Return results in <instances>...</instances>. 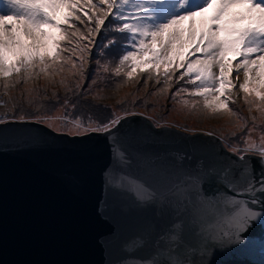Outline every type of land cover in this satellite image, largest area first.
<instances>
[{"label": "water", "instance_id": "water-1", "mask_svg": "<svg viewBox=\"0 0 264 264\" xmlns=\"http://www.w3.org/2000/svg\"><path fill=\"white\" fill-rule=\"evenodd\" d=\"M114 144L128 166L114 160ZM228 155L215 136L156 128L140 115L112 133L82 138L35 122L0 124V264H264V203L204 175L197 185L184 180L198 161L214 164ZM250 159L259 173L258 158ZM146 169L158 175L155 201L139 202L108 183L114 173ZM221 192L258 214L239 240L230 213L198 199ZM177 233L185 242L178 255L170 241Z\"/></svg>", "mask_w": 264, "mask_h": 264}, {"label": "snow or ice", "instance_id": "snow-or-ice-1", "mask_svg": "<svg viewBox=\"0 0 264 264\" xmlns=\"http://www.w3.org/2000/svg\"><path fill=\"white\" fill-rule=\"evenodd\" d=\"M3 3L0 80L7 81L14 74L16 77L11 84H3L5 90L41 76L55 84L54 77L64 72V64H70L71 70H75L73 74L82 77L89 45L95 35L108 27L110 31L125 34L124 50L117 57L116 77L121 76L122 69L128 80L135 74L147 73V80L155 78V83L160 84L163 77L161 92H166L175 78L177 84L181 81L184 84L176 89L172 99L187 93L193 99L183 100L185 106L190 104L192 109L202 107L213 114L232 116L236 113L229 105L235 103L236 81L242 73L243 82L238 84V91L243 93L245 104L250 111L253 105L257 111L264 110V0H96L95 3L93 0H3ZM74 20L92 26L84 33ZM72 38L75 44L71 49L61 47L66 40L71 45ZM115 44L116 41L108 39L102 47ZM63 52L75 55L76 59L62 58ZM59 84L74 96L81 94L79 83L73 88L61 79ZM52 96L62 114L42 115L32 122L45 123L53 131L72 137L112 133L125 116L136 115L125 111L121 116L113 109L106 121L98 122L91 116H74L75 103L67 98L59 102L55 92ZM25 119L24 115L19 116L20 121ZM55 120L64 122L63 131L50 123ZM0 123H4L3 118ZM153 125L163 127L159 121H153ZM112 139L115 141V136ZM238 140L236 144L225 142L230 155L220 157V162L214 164L198 161L193 166L194 174L184 180L197 185L204 175L218 188L237 195L248 194L253 204L264 203L256 199L257 194L264 197V129L259 137H254L253 128L249 127ZM251 156L258 158L259 173L254 171ZM113 158L118 164L129 165L119 144H114ZM157 178L156 172L146 169L135 175L114 173L108 183L132 194L139 202H149L160 196ZM174 187L184 190L179 184ZM198 199L201 204L207 203L210 210L230 213L237 229L236 240L246 231L249 221L258 215L245 201L224 192L220 193V198L208 201L198 194ZM183 223L187 228L188 222ZM175 228L179 230L181 224H175ZM164 239L161 237V242ZM170 241L175 242L178 255L181 244L185 243L183 236L177 233Z\"/></svg>", "mask_w": 264, "mask_h": 264}, {"label": "rangeland", "instance_id": "rangeland-1", "mask_svg": "<svg viewBox=\"0 0 264 264\" xmlns=\"http://www.w3.org/2000/svg\"><path fill=\"white\" fill-rule=\"evenodd\" d=\"M4 11L5 5L3 0H0V13H3ZM114 34L122 35L115 32ZM177 75H179V73H177ZM54 78H59V76ZM110 78V81L113 83L107 84L103 82L101 86L94 91H92L90 87H95L96 89V80H93L95 81L94 83L91 81L89 83V94L86 96L87 98H93L96 102H103L111 107H116L115 110H117L121 116H124L125 111L129 113H136V115H127L125 118L140 115L148 118L152 122L159 121L163 127L176 128L192 135H207V133H211L209 136L219 138L224 146L225 142L229 144L239 143L238 138L244 136L249 127L253 128L254 137H259L261 130L264 129V110L257 111L256 107L253 105L250 111L249 105L245 104L243 100V93L238 91V84L243 82L242 73L239 80L236 81L237 89L234 90L233 95L235 103H230L229 105L236 113V115L232 116L227 114H213L208 110L202 109V107L192 109L190 104L189 106H185L182 103L183 100L191 101L193 99L192 97H189L187 93H182L180 96L172 99V95L176 89L180 87L181 84H184L181 83L182 81L180 84H177L175 78L171 82V86L168 90L166 92H161V95L157 89H159L160 85L162 86L163 77H161L162 84L152 83L155 79L147 80V76L144 79H141L138 74H135L134 79L132 80L116 77L115 75L110 76ZM145 80H147V83H145ZM2 81L3 80H0V118H3L4 123H9L10 120L15 122L18 121L16 116L11 114V111L9 113L6 112L8 107L6 104L10 101L8 99L13 98L14 105H23L25 102L31 103L34 98H37L39 91L57 88L54 84H50L47 79L41 77L31 80L27 84H16L12 87L14 88L13 90L7 92L1 89L3 86ZM84 81H82L83 84ZM107 81L109 80H106V82ZM111 87H114L113 91H109ZM175 87L176 89L174 90ZM186 87L191 88L189 85H186ZM155 90L157 91L155 92ZM162 95L164 97H162ZM132 97H135V101L132 100ZM145 98L147 99L149 106L153 108L152 111L146 110L145 106L140 104L141 100ZM26 106L32 107L30 104H26ZM42 115L56 114H51L50 111H44L38 113L33 119L26 118L25 121L21 122H32ZM253 118H255V123H253ZM50 123H53L57 129H61L62 131L64 130L63 121L55 120L50 121ZM39 124L48 127L45 123ZM49 129L53 130L52 128ZM55 132L61 134L59 131Z\"/></svg>", "mask_w": 264, "mask_h": 264}, {"label": "trees", "instance_id": "trees-1", "mask_svg": "<svg viewBox=\"0 0 264 264\" xmlns=\"http://www.w3.org/2000/svg\"><path fill=\"white\" fill-rule=\"evenodd\" d=\"M86 20V18H85ZM111 20V18H109ZM73 23L81 29L82 32L87 33L88 28L92 25L85 23V25H81L79 21H73ZM109 21H106V24H108ZM70 35V33H69ZM122 35L114 34L113 31H110L108 27L104 28L102 30V33L99 35H95L92 43L89 45V52L86 54V59L84 62V74L83 76L74 75L75 70H71L70 64H64V72L61 73L59 78H54L56 83L54 84L57 86L56 89H48V90H42L39 91V95L37 98H34L32 102H25V104H15L13 102V98L8 99L10 100L6 106L7 111L11 114L16 116L17 122H21L19 120L20 115H24L26 118H34L38 113L40 112H49L52 114H62V110L59 109V103L56 99L53 98L52 93L55 92L57 94V97L59 98V102H62L65 98L69 99L72 103L76 104V110L73 113L74 116H80L82 118H87L88 116H91L93 119L97 120L98 122L106 121V119L110 116L113 109L116 107H111L108 104H105L103 102L99 103L93 100V98H87V94H89V83L96 80V89L95 87H90L92 91L97 90L103 82L107 84H111L113 82L110 81V76L114 75L115 68L118 66V55L123 52V45L126 43V41L123 39ZM108 39H113L116 41V44L109 47H102V45H105L107 43ZM73 43L70 45L67 43V40L62 42L61 47H68L71 49L75 44V38H72ZM86 43V41H85ZM119 49V51H117ZM78 55V53L76 54ZM62 58H71L73 60L76 59L75 55L70 56L69 52H63L61 53ZM60 63H63V59L60 61ZM107 69V71H105ZM183 71V70H182ZM125 69H122L121 76L122 78L127 79L126 75L124 74ZM139 78L144 79L147 76V73L139 74ZM43 77V76H41ZM39 77V78H41ZM16 79L15 74L13 77L9 78L7 81L3 80L2 85L5 82H8L11 84ZM61 79L65 80V83L73 86L76 83H79L81 85V93L79 96L72 95L71 92H67L65 88L61 87L59 84V81ZM134 79V77H133ZM155 79V78H153ZM85 80V81H84ZM106 80H109L106 82ZM84 81V84L82 83ZM21 83H23L21 81ZM152 83H155V80L152 81ZM181 83H184L183 81ZM83 84V85H82ZM162 84V83H161ZM163 86V84H162ZM162 86H159L158 92L161 93L160 89ZM114 88V87H113ZM113 88L111 87L109 91H113ZM3 91H11L14 88L9 87L7 90L1 87ZM176 87L174 88V90ZM155 90V92L157 91ZM161 95V94H160ZM162 97H164L162 95ZM32 98V97H31ZM135 97H132V100H134ZM26 104H30L32 107L26 106ZM140 104L142 106H145L146 110H151L149 104L147 103V99L141 100ZM124 105V104H123ZM118 107V106H117ZM1 111V110H0ZM117 111V110H116ZM11 122H15L10 120ZM9 121V122H10Z\"/></svg>", "mask_w": 264, "mask_h": 264}]
</instances>
